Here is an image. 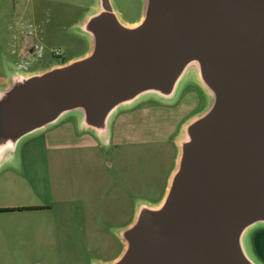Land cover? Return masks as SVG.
I'll use <instances>...</instances> for the list:
<instances>
[{
    "label": "water",
    "instance_id": "water-1",
    "mask_svg": "<svg viewBox=\"0 0 264 264\" xmlns=\"http://www.w3.org/2000/svg\"><path fill=\"white\" fill-rule=\"evenodd\" d=\"M82 27L91 49L80 57L37 72L7 64L0 169L71 116L111 146L120 112L172 104L194 78L207 108L181 127L163 199L141 204L121 255L97 264H262L244 236L264 227V0H145L134 23L97 0Z\"/></svg>",
    "mask_w": 264,
    "mask_h": 264
},
{
    "label": "rangeland",
    "instance_id": "rangeland-1",
    "mask_svg": "<svg viewBox=\"0 0 264 264\" xmlns=\"http://www.w3.org/2000/svg\"><path fill=\"white\" fill-rule=\"evenodd\" d=\"M111 1L123 21L141 19L145 0ZM96 4L0 0V88L8 85V63L37 72L89 52L91 37L82 25ZM207 104L206 93L191 78L172 104L150 98L120 112L112 124L111 146L96 143L90 131L76 134L72 122L25 139L23 162L28 148L43 149L39 159H30L35 168L28 190L34 202L52 210L0 216V264H97L120 256L121 233L136 220L141 204H155L166 193L177 167L181 127ZM74 146L66 150L74 149L77 156L64 151L66 156L54 157L45 150ZM244 239L248 252L264 264V227L251 228Z\"/></svg>",
    "mask_w": 264,
    "mask_h": 264
},
{
    "label": "crops",
    "instance_id": "crops-1",
    "mask_svg": "<svg viewBox=\"0 0 264 264\" xmlns=\"http://www.w3.org/2000/svg\"><path fill=\"white\" fill-rule=\"evenodd\" d=\"M25 50L23 49V52ZM26 53V52H25ZM8 83H9V75H8ZM72 118V117H71ZM76 121H71L70 118L63 120L61 123L42 131L38 134H42L44 132H51L55 128H58L60 124H69L70 122L74 125V130L78 135L89 134V131H82L78 129L77 119ZM70 125V124H69ZM91 134V133H90ZM34 136H37L34 135ZM96 143L99 141L98 137L95 135ZM95 142V141H94ZM21 148V146H20ZM66 148H75L74 147H60V148H46V154L49 156L53 155L56 156H66L64 151ZM27 160L23 162L22 155L20 154L19 150V161L15 164L6 165L0 169V209L4 211H0V216H10L11 218L18 216H27L28 214H44L49 213L52 209L44 204H39L34 202V194L29 192L27 183L32 178V173H34L35 165H31L30 159L33 157L38 158L39 154L41 153V148H28ZM44 150V151H45ZM74 149H70L67 153H71L72 155L77 156L75 153H72ZM77 150V149H75ZM83 155V151H80ZM79 153V152H78ZM21 155V156H20ZM37 155V156H35ZM39 159V158H38ZM34 166V168H33ZM36 171V170H35ZM6 233H10L6 231ZM4 234L3 228H0V240H2Z\"/></svg>",
    "mask_w": 264,
    "mask_h": 264
},
{
    "label": "trees",
    "instance_id": "trees-1",
    "mask_svg": "<svg viewBox=\"0 0 264 264\" xmlns=\"http://www.w3.org/2000/svg\"><path fill=\"white\" fill-rule=\"evenodd\" d=\"M0 211H4L3 209H0Z\"/></svg>",
    "mask_w": 264,
    "mask_h": 264
},
{
    "label": "flooded vegetation",
    "instance_id": "flooded-vegetation-1",
    "mask_svg": "<svg viewBox=\"0 0 264 264\" xmlns=\"http://www.w3.org/2000/svg\"><path fill=\"white\" fill-rule=\"evenodd\" d=\"M25 50H26V48H25Z\"/></svg>",
    "mask_w": 264,
    "mask_h": 264
}]
</instances>
